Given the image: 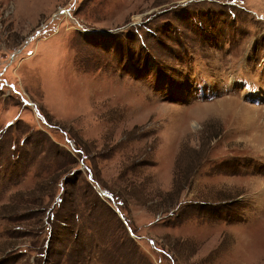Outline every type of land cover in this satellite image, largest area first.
<instances>
[{"label": "rangeland", "instance_id": "1", "mask_svg": "<svg viewBox=\"0 0 264 264\" xmlns=\"http://www.w3.org/2000/svg\"><path fill=\"white\" fill-rule=\"evenodd\" d=\"M262 137L264 0H0V264H264Z\"/></svg>", "mask_w": 264, "mask_h": 264}, {"label": "trees", "instance_id": "2", "mask_svg": "<svg viewBox=\"0 0 264 264\" xmlns=\"http://www.w3.org/2000/svg\"><path fill=\"white\" fill-rule=\"evenodd\" d=\"M109 195H111V197H112V199H113L114 201H117V200L120 201L121 204H120V202H119V205H121V206L123 205V202L120 200V197H119L117 194L113 193L112 191H109ZM112 199H111V200H112ZM51 212H52V210H51L50 212H48V213H49V215H48V220H51L50 218L53 216V217H52V221H54V220L56 221V216H55L54 214H51ZM50 214H51V215H50ZM49 216H50V217H49ZM65 216H66V219H65V223H66V225L71 226V223L67 222V220H68L67 218H70L71 215L68 214L69 217H68L67 215H65ZM55 221H54V222H55ZM47 222H48L49 224H51V225H50V239H49V243H51V242H52L51 239L53 240V236H54V235H53V232L55 231V225H54V222H53V223L50 222V221H47ZM47 244H48V242H47ZM43 246H44V250H45V255L48 256V254H49V251H48V250H49V244L45 246V243H44Z\"/></svg>", "mask_w": 264, "mask_h": 264}, {"label": "bare ground", "instance_id": "3", "mask_svg": "<svg viewBox=\"0 0 264 264\" xmlns=\"http://www.w3.org/2000/svg\"><path fill=\"white\" fill-rule=\"evenodd\" d=\"M243 111V110H242ZM245 111V113L249 116V112H248V110H244ZM243 114V113H242ZM262 139H264L263 137H262Z\"/></svg>", "mask_w": 264, "mask_h": 264}, {"label": "water", "instance_id": "4", "mask_svg": "<svg viewBox=\"0 0 264 264\" xmlns=\"http://www.w3.org/2000/svg\"><path fill=\"white\" fill-rule=\"evenodd\" d=\"M102 194L106 196V194L104 192H102Z\"/></svg>", "mask_w": 264, "mask_h": 264}]
</instances>
